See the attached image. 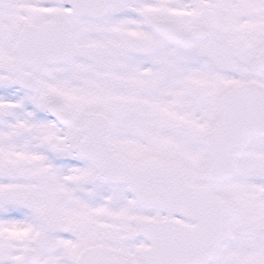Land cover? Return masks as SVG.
I'll return each mask as SVG.
<instances>
[{
	"label": "snow or ice",
	"instance_id": "snow-or-ice-1",
	"mask_svg": "<svg viewBox=\"0 0 264 264\" xmlns=\"http://www.w3.org/2000/svg\"><path fill=\"white\" fill-rule=\"evenodd\" d=\"M0 264H264V0H0Z\"/></svg>",
	"mask_w": 264,
	"mask_h": 264
}]
</instances>
